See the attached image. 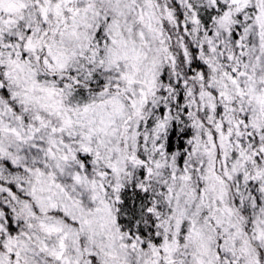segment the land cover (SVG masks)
<instances>
[{
    "label": "snow or ice",
    "instance_id": "6c2138e0",
    "mask_svg": "<svg viewBox=\"0 0 264 264\" xmlns=\"http://www.w3.org/2000/svg\"><path fill=\"white\" fill-rule=\"evenodd\" d=\"M0 264H264V0H0Z\"/></svg>",
    "mask_w": 264,
    "mask_h": 264
}]
</instances>
